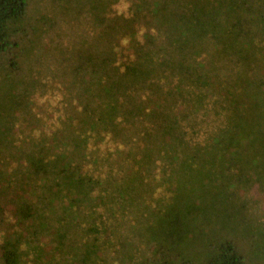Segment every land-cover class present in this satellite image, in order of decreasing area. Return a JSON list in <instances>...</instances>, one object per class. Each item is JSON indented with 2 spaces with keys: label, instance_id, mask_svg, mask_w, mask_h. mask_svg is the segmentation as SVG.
<instances>
[{
  "label": "trees",
  "instance_id": "trees-1",
  "mask_svg": "<svg viewBox=\"0 0 264 264\" xmlns=\"http://www.w3.org/2000/svg\"><path fill=\"white\" fill-rule=\"evenodd\" d=\"M238 1L231 0L230 21L217 29L209 23L222 14L210 7L211 0L143 1L131 18L115 20L102 15L109 3L94 0L81 27L67 26L72 41L67 38L60 65L66 80L55 88L63 114L60 137L51 132L37 150L19 149L17 160H24L13 172L1 150L0 189L9 185L17 194L8 199L0 191V223L11 222L2 233L0 264H38L31 248L38 246L25 234L39 239L48 227L56 234L58 264H111L107 256L97 259L103 238L134 247L120 228L142 230L154 246L151 264H193L185 250L197 239V217L208 212L205 188H219L237 169V158L263 137L253 125L258 118L244 107L242 89L231 84L210 102L197 93L211 83L222 90L211 70L216 60L236 56L237 44L250 46L240 38L245 28L253 27L252 39L264 49L262 18L241 11L254 0L237 6ZM28 5L29 0H0V56L16 47ZM136 33L143 40L129 50L125 41ZM217 34L230 45L218 53L211 46ZM218 108L217 116L208 115ZM253 176L248 171L243 183L263 190L264 181ZM228 179L223 185L232 194L235 183ZM234 238L221 241L208 261L194 264H264L237 246L248 236Z\"/></svg>",
  "mask_w": 264,
  "mask_h": 264
},
{
  "label": "rangeland",
  "instance_id": "rangeland-1",
  "mask_svg": "<svg viewBox=\"0 0 264 264\" xmlns=\"http://www.w3.org/2000/svg\"><path fill=\"white\" fill-rule=\"evenodd\" d=\"M143 1L146 3L149 0H103L104 4H109L101 7L104 12L102 15L110 20L117 19V16L120 17L119 19L131 18L134 6ZM93 2L94 0H29L25 19L14 36L16 47L12 48L13 51L0 56V96L2 97L0 104L3 102L0 107V157L1 150L4 149L12 163L8 171L13 172L19 167L20 161L24 160V158L17 160L19 149L28 152L37 150L42 137L50 136L51 132L58 135L59 131L60 137V131H63L62 127L60 128L63 114L55 98L60 95L56 93L57 86L64 85L66 80L60 67L66 57L63 51L66 40L68 38L72 41L66 29L67 26H71L72 29L77 25L81 27L79 25L87 21L91 11L86 12V10L93 7ZM218 2L216 3L215 0L210 2V7H214V10L219 9L222 14V17H216L209 23L211 29L226 27L230 21L228 13L231 9V0H218ZM249 2L247 5L249 8H242L241 11L254 13L255 16L258 14L256 19L262 18L264 22V0ZM241 4L239 0L237 6ZM247 21L248 18L244 17V25ZM251 28L253 27L245 28L240 35V38L250 46L244 45L237 48V44L236 56H231L229 62L225 61V58L216 60V65L211 70L210 76L212 79L216 76L215 83L221 84L222 90L214 86V83L201 85L197 89L200 95L199 100L205 99L209 102L212 96H222L223 93L220 91H228L231 84L235 85L239 91L242 89L240 95L242 102H245L244 107L246 106L252 111V115L258 118L257 121H253V125L263 132V137L261 141L257 140L246 148L245 157L237 158L234 162V165H237L235 172H228L229 175H225L226 178L229 176L227 180L229 184L235 183L231 187L234 193L231 191L232 194H229L227 187L223 185L226 178L221 181V188L219 186L215 189L212 185L205 188L203 203L208 208V212L197 217L194 225L196 230L193 234L197 239L195 244L192 245L191 242L190 247L185 250L186 257L193 264L208 261L218 244L224 239L233 236L236 239L241 235L248 236L250 241L238 243L239 249H244L248 256L260 262L264 260L262 249L264 189H260L255 182L244 184L242 181L248 171L254 172L255 180L264 181V49L259 51L258 43L252 39ZM154 31L157 32V27ZM62 32L64 33L61 35ZM221 35L223 34L215 35L211 42L216 52L227 50L230 46L226 41L223 43L219 40ZM141 40H143L142 36L136 33L128 36L125 46L133 50L132 47L137 46ZM213 49L207 52L212 53ZM256 54L260 56L256 57ZM2 85L4 88H1ZM220 111L221 108L209 109L208 115L214 117ZM213 129L209 128L205 131ZM241 157L242 160H239ZM0 191L8 199L17 194V189L9 185L8 188L0 189ZM8 214L12 220L14 218L12 212ZM10 224L11 222L4 221L0 223V245L6 240L5 236L2 237V233L9 230L7 228ZM53 224L57 225L56 220ZM20 228L17 227L16 230ZM22 231L24 234L27 232L24 227L20 232ZM119 231L122 238L124 234L133 239L134 247L125 248L124 245L122 247L121 241L118 243L112 237L103 238L105 246L101 247L103 251L99 255L97 253V259L107 256L105 259L111 260V264H116V258L120 260V264H151L154 246L148 243L142 230L120 228ZM25 236V239L30 238L28 241H34L38 246L37 249L31 247L36 251L33 258L36 263H59L60 257L52 242L56 234L51 227L46 228L39 239L35 238L34 234L26 233ZM72 236L76 235L72 234ZM41 245L43 250L40 248Z\"/></svg>",
  "mask_w": 264,
  "mask_h": 264
}]
</instances>
